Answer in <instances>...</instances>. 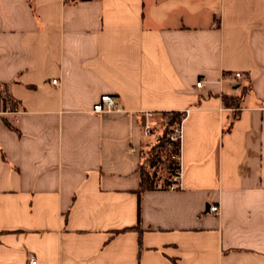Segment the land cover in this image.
Masks as SVG:
<instances>
[{
    "label": "crops",
    "instance_id": "crops-1",
    "mask_svg": "<svg viewBox=\"0 0 264 264\" xmlns=\"http://www.w3.org/2000/svg\"><path fill=\"white\" fill-rule=\"evenodd\" d=\"M169 112L182 189L141 191ZM31 259L264 264V0H0V264Z\"/></svg>",
    "mask_w": 264,
    "mask_h": 264
},
{
    "label": "trees",
    "instance_id": "trees-1",
    "mask_svg": "<svg viewBox=\"0 0 264 264\" xmlns=\"http://www.w3.org/2000/svg\"><path fill=\"white\" fill-rule=\"evenodd\" d=\"M79 1H90V0H79ZM249 87V84L244 87V91ZM1 102L3 103V108H7V104H10L12 108L14 109V106L16 103H13L10 101V99L4 95L1 96ZM223 103L226 107H230L234 110L233 117L231 119L230 124L226 128V130H229L233 121L238 117L237 109L239 104V98H228L223 97ZM185 118V113L180 112H169V113H162L159 115V118L155 124L158 131L160 132L158 137L156 138L155 142L152 144L149 153L150 158L149 159H142L141 162V170H140V190L141 191H147V190H154L156 189L157 185L154 180V175H150L149 172H145V163L146 161L150 162L149 167L153 168L158 165H161L162 163L168 161L170 166V174L175 172L178 169V162L172 163V159L174 157H177L179 154L178 147L175 145V147L171 151H166V144L168 141V137L172 131V129L179 125L183 119ZM163 156H165V159H163ZM165 184L168 185V182Z\"/></svg>",
    "mask_w": 264,
    "mask_h": 264
},
{
    "label": "built area",
    "instance_id": "built-area-1",
    "mask_svg": "<svg viewBox=\"0 0 264 264\" xmlns=\"http://www.w3.org/2000/svg\"><path fill=\"white\" fill-rule=\"evenodd\" d=\"M242 75L240 73H235L234 78L240 79ZM54 84H56V81H53ZM204 86L203 80H198L195 84V88L200 91ZM7 108L9 111H14L12 106L10 104H7ZM123 109L118 105L117 98L112 95H102L99 100L93 104L91 108V113L97 114V115H103V114H111V113H122ZM149 119H152V114L147 115ZM182 123V122H181ZM181 123L177 126H175L169 137L166 144V151H171L175 145L178 147V151L180 152V145H181V139H182V129H181ZM144 135L149 136L151 134L152 127L148 124H145L143 127ZM131 153H134V150L132 149L130 151ZM178 159V169L173 172L170 175V178L168 180L167 189L169 191H178L182 189V170L179 166V154L177 156ZM219 211V208L217 205L209 206V212L213 215H217ZM29 264H35V261L31 259L29 261Z\"/></svg>",
    "mask_w": 264,
    "mask_h": 264
},
{
    "label": "rangeland",
    "instance_id": "rangeland-1",
    "mask_svg": "<svg viewBox=\"0 0 264 264\" xmlns=\"http://www.w3.org/2000/svg\"><path fill=\"white\" fill-rule=\"evenodd\" d=\"M153 143L147 145V147L144 149V153H143V159H149L151 156H150V153H149V150L151 148ZM163 159H165V156H163ZM172 163H177L178 162V159L177 157H174L172 160ZM150 165V162L149 161H146L145 163V166H144V170L145 172H149L150 175H154V180H155V183H157L158 185H163L165 184L169 178H170V169H169V162L166 161L164 163H162L161 165H158L156 167H153V168H150L149 167Z\"/></svg>",
    "mask_w": 264,
    "mask_h": 264
},
{
    "label": "water",
    "instance_id": "water-1",
    "mask_svg": "<svg viewBox=\"0 0 264 264\" xmlns=\"http://www.w3.org/2000/svg\"><path fill=\"white\" fill-rule=\"evenodd\" d=\"M144 120L142 119V122H143Z\"/></svg>",
    "mask_w": 264,
    "mask_h": 264
}]
</instances>
